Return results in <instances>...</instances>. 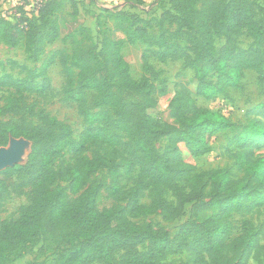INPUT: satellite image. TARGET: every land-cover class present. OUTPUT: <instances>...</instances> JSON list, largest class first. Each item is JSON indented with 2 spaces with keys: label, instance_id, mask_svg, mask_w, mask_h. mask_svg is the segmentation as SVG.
Masks as SVG:
<instances>
[{
  "label": "trees",
  "instance_id": "trees-1",
  "mask_svg": "<svg viewBox=\"0 0 264 264\" xmlns=\"http://www.w3.org/2000/svg\"><path fill=\"white\" fill-rule=\"evenodd\" d=\"M89 1L98 6V0ZM156 2L159 12L144 16L125 10H138L142 0L100 6L94 23L99 40L89 28L78 26L79 40L70 55L57 51L38 70L7 64L25 77L0 76V90L10 91L0 105V119L12 116L38 124H0V148L10 138L30 143L23 164L0 172L20 179L10 186L11 193L27 191L28 196L17 219L0 224V264H13L39 239L70 245L54 264H264V229L242 222L232 238L231 222L233 216L264 215V157L253 155L264 145V103L248 111L245 124L236 127L223 115L199 108L189 87L178 84L168 103L173 124L159 125L147 113L156 106L153 86L145 77L133 80L121 55L125 45L144 46L141 70L154 76L149 60L181 61L193 73L194 95L213 101L237 89L246 71L264 84V10L257 0ZM34 5L30 10L19 6L11 17L0 15V44L21 47L32 64L58 40L65 17L74 19L79 12L76 0H40ZM239 36L250 40L248 49L235 46ZM217 39L224 41L218 50ZM56 58L65 77L61 100L75 107L83 124L77 137L69 126L26 103L27 95L47 91L46 71ZM4 66L0 62V69ZM127 94L138 102L126 101ZM226 133L233 134L228 146L238 150L234 159L240 179L226 169L196 172L185 162L180 146L199 158L210 152L213 136ZM161 139L166 142L159 152L155 144ZM102 171L108 187L92 181ZM121 177L132 184L128 191L120 187ZM7 189L0 181V208ZM100 191L114 202L101 212L95 208ZM144 192L154 194L147 206L139 202ZM187 205L189 219L173 238L150 223L131 222L157 215L170 223L183 216ZM143 245L146 249L140 251ZM116 253H121L118 258ZM183 253L187 263L164 262Z\"/></svg>",
  "mask_w": 264,
  "mask_h": 264
},
{
  "label": "rangeland",
  "instance_id": "rangeland-1",
  "mask_svg": "<svg viewBox=\"0 0 264 264\" xmlns=\"http://www.w3.org/2000/svg\"><path fill=\"white\" fill-rule=\"evenodd\" d=\"M37 0H2L0 9V15L2 17H11L15 14L16 8L24 6L26 10H30L31 5L36 4ZM78 1V16L72 19L69 16L65 17L66 26L61 29L60 36L56 42L48 45L43 55L40 57L37 63H30L26 61L23 50L21 47L8 48L3 44H0V62L5 64L4 68L0 69V76L4 74L11 75L13 78L21 79L25 77L17 68L10 67L7 64L9 62H15L20 66H24L29 70H38L42 64L49 60L53 53L57 51H63L70 55L79 37L75 34V29L78 26L87 27L92 31L95 36V17L100 13L99 8L109 7L112 8L118 3V0H98V6L90 3L89 0H77ZM153 0H145L143 10H146L147 6ZM157 7L158 2L154 3ZM257 4L264 10V0H257ZM35 6V5H34ZM33 6V7H34ZM138 14L144 16V14L138 10ZM260 14V12H259ZM110 27L111 25L108 24ZM96 40L98 36H95ZM235 46L238 49L246 50L251 46V42L244 36H239L233 40ZM224 41L221 39L215 40V49L218 50ZM145 50V47L137 44L134 46L125 45L121 50V55L124 61L129 67V73L133 80H140L145 77L148 82L153 86L152 98L156 103L155 108L147 110V113L154 119L155 123L159 125H172V120L168 118V103L173 95L174 89L178 84H186L192 92V97L199 108L207 109L211 112H217L223 115L229 120L230 123L236 127L243 126L245 124V117L248 111L253 110L255 106L264 103V84H260L256 75L251 71L243 73L241 84L237 89L226 91L222 96L217 97L213 101H204L203 99L194 95L195 80L192 71L183 67L181 61H168L166 63H159L155 60H149L148 64L155 72V76L151 74H144L141 70L140 56ZM78 72L75 71V75ZM46 84L48 86L47 91L42 95H27L26 103L35 106L36 110H40L45 114L55 118L59 122L70 127L73 133V137L82 131L83 124L80 117L77 115L74 106L64 103L61 100V91L64 87L65 77L62 72L60 59L56 58L46 71ZM162 82V83H161ZM38 85H41V79L35 81ZM163 87V89H162ZM10 91L5 89L0 90V105H2L8 98ZM92 93L88 94V98L91 99ZM126 101L138 102V99L131 94L125 95ZM12 123L20 127L36 126L38 123L34 120L19 117H4L0 119V124ZM233 136L232 133L217 134L213 136L209 141L210 152L199 158L190 157L180 146L185 162L193 165L196 172L207 171L212 169H226L230 170L236 179H240L242 175L236 171L234 155L238 152L237 149L228 146V138ZM165 139H161L155 144V148L162 152ZM255 158L264 157V145L253 150ZM67 159V156H66ZM26 158L23 159V163ZM17 180L16 177L6 178L0 176V181H4L8 185L7 191L4 193L1 200L0 208V224L4 221H13L18 217L19 212L28 205L27 191L23 194L16 195L10 192V186ZM92 181L103 182L107 187L109 185V179L105 171L98 172L93 175ZM119 185L124 191H128L131 188V183L126 181L123 177L119 179ZM77 196H69V200L73 201ZM154 194L151 192H144L140 196V204L147 206L153 199ZM114 202L107 196L104 191H100L95 200V208L101 212L112 206ZM190 206H185L184 214L179 219L166 223L160 219L159 216H147L139 219H131V222L137 226L144 223H150L156 229H163L168 231L173 238L179 227L189 219ZM234 226L232 232V238L239 234L242 222H248L253 226H261L264 229V215L250 214L241 218L239 216H233L231 219ZM264 232V230H263ZM261 242H264V234L261 237ZM70 248V245L55 244L52 241H42L39 239L33 246L27 247L22 256L14 261L13 264H54L59 258L66 253ZM140 251H145L146 245L138 248ZM121 253H116L115 258H118ZM189 257L187 254L174 256L167 258L165 263H187ZM92 264H102L94 262ZM247 264H255L249 261Z\"/></svg>",
  "mask_w": 264,
  "mask_h": 264
},
{
  "label": "water",
  "instance_id": "water-1",
  "mask_svg": "<svg viewBox=\"0 0 264 264\" xmlns=\"http://www.w3.org/2000/svg\"><path fill=\"white\" fill-rule=\"evenodd\" d=\"M30 150V143L22 138H10L6 147L0 148V172L23 164Z\"/></svg>",
  "mask_w": 264,
  "mask_h": 264
},
{
  "label": "crops",
  "instance_id": "crops-1",
  "mask_svg": "<svg viewBox=\"0 0 264 264\" xmlns=\"http://www.w3.org/2000/svg\"><path fill=\"white\" fill-rule=\"evenodd\" d=\"M4 1V0H3ZM77 1V0H76ZM2 0H0V9H1V5H2ZM99 2V1H98ZM142 2H143V4H142V6L138 9L139 11H141L143 14L144 13H146V14H150V13H153V12H159V9H157V7L155 6V2H156V0H153L148 6H147V8H146V10H143V5H144V7H145V4H144V2H145V0H142ZM118 3L119 4H122V0H118ZM121 6H123V4L121 5ZM125 10H127V11H130V12H132V13H136V14H138V10L137 9H128V8H125Z\"/></svg>",
  "mask_w": 264,
  "mask_h": 264
},
{
  "label": "built area",
  "instance_id": "built-area-1",
  "mask_svg": "<svg viewBox=\"0 0 264 264\" xmlns=\"http://www.w3.org/2000/svg\"><path fill=\"white\" fill-rule=\"evenodd\" d=\"M40 0H37L36 2H39Z\"/></svg>",
  "mask_w": 264,
  "mask_h": 264
}]
</instances>
